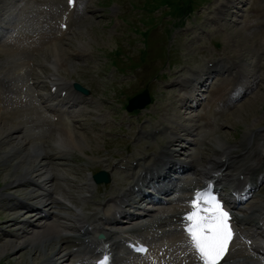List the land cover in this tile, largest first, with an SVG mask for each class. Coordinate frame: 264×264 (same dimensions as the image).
<instances>
[{
    "label": "rangeland",
    "instance_id": "obj_1",
    "mask_svg": "<svg viewBox=\"0 0 264 264\" xmlns=\"http://www.w3.org/2000/svg\"><path fill=\"white\" fill-rule=\"evenodd\" d=\"M0 1V41L16 37L17 34L27 35L26 37L38 35L41 26L37 24L39 19L32 16L35 8L33 9L29 0ZM6 1L8 2L6 3ZM225 1L227 0H80V8L74 14L70 23L71 29L68 30L63 38H59L60 40L55 42L60 43L61 41V44L58 45L61 52H69V59L63 60V67L57 72V75L65 81L79 83L91 91L92 96L90 97L93 99L92 105L86 104L84 106L85 104L81 103L70 111L68 108H61V119L64 123L72 124L73 120H81V123L77 124V128L76 126L74 128L76 129L75 133L79 137L84 138V140L79 142L77 149L72 152L74 161H67L68 166L61 169L60 172H54V174L62 175L67 179V181L59 185L70 190L69 193L75 200L78 201L79 198L88 196L85 191V184L89 183L88 178L93 173L101 169L111 172L113 178L117 179L116 176L119 175L122 180L118 179L117 182H119V185L124 184L123 177L125 175L120 174L119 168L114 170L112 166L114 164L117 165V162L121 161L118 159L134 155L136 157L146 156V162L148 163L152 161L153 153L158 150L157 145L161 143V148L167 143L171 135L169 136L166 132L161 137L160 142L158 140L152 141V139H150L152 142L149 139L140 140L141 136H138V132L147 125L153 124L154 126L152 127L160 128L161 125L165 124L167 128H173L175 132H180V136H182L185 135V133L181 134L182 126L193 127L197 124L201 127L196 131L197 133L199 132L198 137L210 135L209 138L210 140L213 139V145L219 144V140L215 137L216 131L222 132L220 135L231 143L241 144L242 141H245V137L250 132V129H264V53H262V51L264 52V0H236L235 5H229L228 8L220 13L221 3ZM60 2L63 4V0ZM38 10L40 9L38 8ZM81 16L82 18H80ZM8 49V47L2 46V42H0V53H2L0 64L7 63L6 66H8L6 67L8 70L3 75L6 76L7 80L9 79V82L11 80V84L15 88V94L9 93L8 95L7 92L6 97L7 99L24 98L30 103L33 102L32 104L29 103V105L24 103L23 106L19 107V109H22L21 112L25 111L26 113H24L27 115L19 116L13 113V115H9L8 117L14 121H8L7 124V126H14L17 123L26 127L24 132L27 136L30 135L29 139H31V142L27 145L26 150L32 155H30V158H33L26 159L23 166L28 167L29 164L32 165V161H35L37 152L39 150L40 153L43 151L39 144H42L45 140L44 138L47 137L44 135H48L46 133L47 127L31 128L28 125L30 117L33 118L34 116L33 120L39 118L38 120L42 122L51 121V114L43 109L45 106H41V102L43 101L41 100V96L50 95L48 88L50 74L47 69L49 64L47 61L51 59V56H47L48 52L45 56L48 59L47 61L39 58L38 61L40 62L41 60V62H36V64L38 63L42 67L37 64L36 67L30 69L26 65L29 63L26 56L23 54H16L17 56L15 54L11 55ZM80 50L84 52L86 59L80 58V55H78ZM237 56L243 58V62L241 61V72L249 78L250 83L253 84L256 79H260V82L253 88L254 91L251 90V92H247V95L241 96L233 106L222 107L221 110L224 109L223 113L222 111L215 113L217 116L214 117L213 121L215 125H212L213 128L204 127L202 126L204 122L200 117L204 113V107L208 105V91L216 85L213 84L216 80L212 77L213 81L206 82L207 88H200L202 89L200 92V104L202 106L200 105L197 108L198 110L194 111L184 108L189 105L187 99H184L185 102L187 101L186 104L182 105L180 104V96H178L179 101L177 103V98L171 90L177 91L176 94H178L179 87L175 86L176 89L175 87L171 88L172 83L174 80L189 77L190 72L195 74L196 71H203L209 57L215 59L227 58L229 59L227 61H235ZM16 63H20V65ZM17 66L19 67L14 68ZM32 73L36 75L35 77L38 82H43L38 84L37 88H34L32 85L34 82V75H30ZM145 89L149 90L152 97V103L146 107L147 110L145 108L140 111L127 112L125 106L128 99ZM49 101L51 102V100ZM195 105L199 106V102L197 101ZM34 108L37 111H33ZM7 109L9 107L5 108V110ZM82 110L84 111L83 116H81ZM35 112L39 113L33 114ZM28 114L31 115L29 116ZM190 119L194 121L191 122ZM262 133L264 135V132ZM186 138L187 136H184V139ZM188 138L190 142H194L190 137ZM204 140L206 139L204 138ZM185 142L183 145L187 148H184L178 157L183 160L186 159L190 151H196L193 145L192 147L190 146L189 141ZM49 144H53V141H48ZM15 145L16 143L4 144L3 147H0V163L2 158L7 156L8 153L16 152L17 145ZM150 146H152L151 150ZM202 147L207 148L205 145ZM189 149H195V151H185ZM161 151L163 150L161 149ZM16 156H19L21 159L24 157V153L20 152ZM113 156L118 157L116 159ZM149 157L151 158L150 160L148 159ZM103 159L106 162L109 161L112 165L110 167V164L106 163L104 166L100 165L99 161H103ZM200 160L201 157L197 159V162L205 164V157L204 162ZM139 163L142 162L140 161ZM8 171L12 170L9 169ZM6 174H1L0 172V195L3 193L13 198L5 203L0 201V235H2L3 239L5 238V241H0V264H10L9 258L6 259L8 249H4V246L13 240L9 233H17L19 227L20 229L24 228L30 222L36 227L38 226L33 235L27 236L28 238L26 237L27 240L32 239L36 244L44 240V238L46 239L47 235L43 232L44 229L42 228L46 224L55 226L57 233L67 232L59 230L55 224L58 220V213L53 218L55 221L51 220L52 222H47L43 219L31 221L32 219L27 217L24 220V225L21 224L18 228H14V222L20 220L22 218L21 214L25 211L9 208L5 211L4 209L13 204L11 201L27 202L29 192L40 193V191L34 187H19L5 192L8 177V174ZM175 176L187 179L188 177H192V173L189 174L188 172L187 174H177ZM36 181L40 185L43 179L37 178ZM110 183L107 185L108 189L112 188V180ZM178 183H182V181L180 180ZM90 185L91 188L89 190L94 192V185ZM120 188L123 189L124 187ZM103 193L104 188L102 186L95 193L97 196L96 200L100 203L106 201V198L102 196ZM179 194L183 197L186 192L182 191ZM133 196L137 197V195ZM172 196L173 193H170L164 197L171 198ZM253 201H249L244 207H247L250 203H254ZM64 202L72 208V210L63 211L64 214H68L69 216H73L74 213H79L78 211L81 210L85 215H89L92 210L100 208L98 205L92 206V202H86L92 207V210H86L90 208L84 202L74 205L67 200ZM64 202L62 201L61 204ZM111 205L113 206V204L109 203L107 207H112ZM143 205L145 206V204ZM165 206L173 208L175 205L172 203ZM165 206L160 207L165 208ZM148 207L149 209L152 208L154 215H157V212L160 210L158 205H149ZM128 210L131 209L128 208ZM45 212H48V210L41 209L38 213L41 215ZM96 212L94 211V213ZM94 213L92 212L91 214L93 215ZM61 223L62 225L66 223L68 225L72 224L66 221H62ZM155 232L157 230H150L146 234H141V237L144 238L143 235H145V240L155 249H170L167 247H171L172 245L166 244L167 238L157 236ZM19 233L22 234L23 231ZM73 233L75 232L71 234ZM168 236H170L168 239L172 240L169 239V242H173L177 240L178 234L175 231H170ZM132 237L135 238V236ZM149 237H152L151 240H149ZM26 239L21 240V242L24 243L27 241ZM21 242L19 241V243ZM115 252L117 254L120 253V248ZM240 252L234 251L230 255L231 263L229 264H243L251 259L244 251L240 250ZM239 254H241V257ZM65 264L73 263L69 261Z\"/></svg>",
    "mask_w": 264,
    "mask_h": 264
},
{
    "label": "bare ground",
    "instance_id": "obj_2",
    "mask_svg": "<svg viewBox=\"0 0 264 264\" xmlns=\"http://www.w3.org/2000/svg\"><path fill=\"white\" fill-rule=\"evenodd\" d=\"M29 1L32 4L31 6H33V9L35 8V11L33 12L32 16L39 19V22L36 23L41 26L42 30L39 29L38 35L32 37H26L27 35L24 36L23 34H17L16 37H6V40H3V38H5L3 37L2 40L4 42H0H2V46L9 48L8 50L10 51L11 55L15 54V56H17L18 54H23L24 56H26L29 60V63H27L26 65H28L27 67L30 69L37 66L38 63L36 64V62L39 58H42L43 60L47 61L48 59H46L45 56L49 52L47 56H51V59L47 61V63H49L47 69L50 74L48 81L49 83H51L50 88L53 86L55 87L56 91L51 95V99L49 97H42L44 101L41 103L43 106H45V110L47 112L51 113L53 117H56V121L49 120L42 122L38 120L39 118L37 120H33L34 116L33 118L30 117L32 120H29L28 125L33 129H38L41 126L47 127L46 133H48V135H44L47 137L44 138L45 140L42 142V144H39V146L41 145L43 151H41V153L40 150L39 152L36 151L37 157L35 156V161H32V165L29 164L28 167H23L24 163L26 162L25 160L29 159L31 155L30 152L26 150L27 145H29L31 142V139H29L30 135L27 136L24 132L26 127H23L17 123L14 126H7V124L8 121L13 120L8 117L9 115H13V113H16V115L19 116L27 115L25 114V111V113L21 112L22 109H19V107L23 106L24 103H27L29 105L30 102L26 101L24 98L15 97L16 99H7V92L8 95L9 93L15 94V88L13 84H11V80L9 82V79L7 80V78H5L6 76L3 75L4 72L8 70V68L6 69V67H8L6 66L7 63H1L0 144H2L0 145V147H3L4 144L16 143L17 145V150H15L16 152H11L12 154L8 153L7 156L2 158V161L0 163L1 174H8L5 192L17 189L19 187H34L38 188V191H40V193H29L27 196V202H23L21 200V202L11 201L13 204L9 205L4 210L6 211L7 208H9L13 210H22L23 212L25 211L23 214H21L22 218L20 220H16L15 222L13 221L14 228H18L21 224L24 225V220L27 217H30V219H32L31 221H33L34 219H36L37 221L43 219L48 222L54 220V216L58 213V220L55 224L57 225L59 230H65L67 232L65 234L62 232H58V234L55 226L46 224L42 228L44 229L43 232L46 233L47 237L45 239L44 235V240L36 244L32 241V239H30L31 241L29 239L27 240L26 237L33 235V232L38 228V226L36 227L30 222L24 228L20 229L19 227L17 229V233H9L11 234L10 237H12L13 240L9 241L7 244H5L6 246H4V249H8L6 259L9 258V263L65 264L69 261H72L73 264H89L87 256L95 257L96 260H98L100 257V255H97V251L102 249V247L96 246L97 241L96 239H94V234L102 233L105 238L103 246L109 247V254L111 255V257H113L111 264H121L123 262L127 263V261L130 264L131 261L128 258L116 255L115 250L123 246L124 243L131 241L129 240V237L135 234H137V236H142L141 234H146L150 230H157V232H155V235L167 238L166 244H171L172 246L167 247L170 249L159 248L158 251L150 249L149 256L147 258H151V261L148 264H154L152 261L155 258L159 259L158 264H166L165 261H168L167 264H198L195 259V256L187 248L180 231V216L185 210V205L182 203V199L177 192L183 191L190 193L197 188H202L203 182L211 184L212 189H214L216 192H225L224 195L228 194L229 191H232L234 193V196L236 197V202L233 204V211L239 210L244 213L241 216L235 214V223L240 227L246 226L247 235L258 233V230L262 228L261 224L264 220V135L262 133L264 132L263 128L250 129V132L245 137V141H242L241 144L231 143L229 140L225 139V137L220 135V133L222 132L216 131L215 137L217 138V140H219V144H215V146L212 144L214 143L213 139L210 140L209 138L210 135L198 137L199 132L197 133L196 131L201 128L200 125H194L195 130L194 126H182L181 134L185 133V135L180 136V132H175L173 128H167L165 124L161 125L160 128L152 127L154 125L150 124L146 127H143V129L138 132V136H141V138L149 139L150 142L153 141H151L150 139L156 138L158 142H160L161 137L164 136L167 132L169 136L171 135L170 139L167 140V143L165 145H163L165 146L164 148L163 146L160 148L161 143L157 145L158 150L153 153V159L150 163L146 162V157L137 158L134 155H131L124 159H118L121 160L119 164L123 165L121 163H125L127 171H130L131 173L126 174L120 172V174L125 175L124 177L122 176L124 180V184L122 185H119V182H117L118 179L122 180V178H120L118 174V176H116L117 179L115 177L113 178L112 175L110 176L113 185H111L112 188L109 189L107 185L103 186L104 193L102 196L106 198V201L104 203H100L96 200L97 196L95 193L100 190L99 185L95 184V190L94 192H91L89 190V188H91L90 185L85 184V191L88 196L86 195L82 198H79L78 201L75 200L72 195H70V190H67L66 188H63L59 185L64 181H67V179L64 178L62 175L54 174V172H60L61 169L68 166L67 161H74V158L72 157V152L77 149L79 142L81 140H84L83 137H79V135L75 133L76 129L74 128L75 126L77 128V124H80L81 120H73L72 124L64 123L61 119L62 110L60 109H63L65 107L66 109L68 108V110L70 111L72 108H75L78 104L83 103L85 104L84 106H86V104L92 105L93 103L92 98L83 97L77 93H72L71 86L73 83L71 81H65L57 75V72L63 67V60L67 58L69 59V52L62 51V53L58 47V45L61 44V41L60 43L55 42L57 40H60V35H62L61 38H63L67 34L68 30L71 29L70 22L72 21L74 14L78 10V0L73 10L68 14L65 13L67 9L62 4V2H60L61 0ZM235 1L236 0H227L224 3H221L219 12L222 13L223 10L228 8V6L231 4L235 5ZM7 2L8 1H6V3ZM6 8L8 9V7ZM38 8L40 10H38ZM80 12L82 13V11ZM63 18L66 19L65 31H62L60 28V24L63 23L61 22ZM80 18H82V16ZM262 53L264 52L262 51ZM1 54L2 53H0V57ZM5 55H7V53H5ZM78 55H80L81 59H86L84 56L85 54L82 50H80V53L78 52ZM227 60L229 59L210 58L206 61V65L203 71H196L195 74H192L190 72L189 77H184L180 80H174L172 83L171 88H174L176 86L180 89V91H178V94H176L177 92H174L173 89L171 90L173 91L172 93H174L173 95H175L176 98L180 96V104L185 105L188 101L189 105L184 108H188L189 111H194L198 110L197 108L201 105L200 92L202 89L200 88H207V81H213L214 79L216 80V82L213 83L214 85H216L213 86L212 84L213 87H211L208 91V105L204 107L205 109L203 111L204 113H202V116L199 115L201 116L200 119H202L204 122V125H202L204 127H212V125L214 124V117L217 116L215 115V113H220L221 111L223 113L224 109L221 110V106H231L236 102L238 98H240L244 94L247 95V92H251V90H253V88L257 86L260 82V79H256L253 84H251L249 78L241 72V61L243 60L242 57L240 58V56H237V59L235 61ZM17 65H20V63ZM18 67L19 66L14 68ZM205 69H207L206 72H204ZM30 75H34V82L32 83L34 88H37L38 84L43 83L41 81H37V78L35 77L36 75L34 73ZM62 92L65 93L63 97L61 96ZM48 99H50L51 101H56V104H51L52 102H50ZM184 99H187V101L185 102ZM176 101L178 103L179 99L177 98ZM197 101L199 102V106L195 105ZM7 107H9V109L5 110V108ZM33 111L37 110L34 108ZM36 113L39 112H35L33 114ZM83 113L84 111L81 113V116H83ZM184 113L186 114L185 110ZM28 115L30 116L31 114ZM197 118L199 119V117ZM193 121L194 120L192 119L191 122ZM184 136H187V138L184 139ZM188 137H190V139H192V141L194 142H190ZM204 138L206 140L203 141ZM48 141H53V144L48 145ZM185 141H189L191 144L189 145L191 147L193 145L196 151L195 149L185 150H193L195 152H188L189 154H187L186 159L183 160L178 157L180 156L181 151L184 150V148H187L183 145ZM204 145L207 148L202 147ZM151 148L152 146H150V150ZM161 149L163 151H161ZM20 152L24 153V157H22L23 159H20L19 156H16ZM113 157L117 159L118 156ZM200 157L203 162L205 157V164H200V162H197V159ZM148 159L150 160L151 158L149 157ZM140 161L142 163H139ZM105 163L110 164L109 161L106 162V160L103 159L100 165L104 166ZM112 166L113 168L117 167V165ZM9 169H11L12 171H8ZM175 172H181V174H187L189 172V174L192 173L193 176L192 178L188 177L184 180L180 179L183 183L182 184L178 183L180 182V180L175 181L173 176H171V174ZM37 178L43 179L40 185H38V182L36 181ZM247 181L248 183L246 184ZM164 182H166V184H164ZM120 187L124 188L121 189ZM150 189L155 193H160L161 195H166L170 193L177 194L171 201L177 202L176 207H170V209L168 206H165L166 204H168L167 202L170 201L166 199V203H163L165 201H161L160 199L164 198L162 196H159L160 198H157L155 200L152 199V194L149 192ZM133 195H137V197ZM94 197L96 198L94 199ZM12 198V196H7L3 193L0 195V201H3L4 203L9 200H12ZM62 199H66L73 205L80 204V202H92V206L98 205V207L100 208H93L94 210H92V207L86 203L88 208H90L86 210H92L93 213L94 211L97 212L93 215L91 214L92 212L89 213V215H85L84 213H82L81 210L78 211L79 213L76 212L73 216H69L68 214H64L63 211H69L72 210V208L65 202L61 204ZM251 200H254V203L248 204L246 209L241 208L243 205H245ZM109 203L113 204L114 207H107ZM142 203L145 204L144 207L146 208H144L139 213L140 215H133L128 210V208H135L136 210H139L141 209V206L139 205H142ZM29 204L30 206H28ZM149 205H158L159 207L165 206V208L160 207L159 212H157L158 214L154 215V211L151 207V209H149ZM41 209H46L48 210V212L39 215L38 212H40ZM62 221H66L72 224L68 225L66 223L65 225H62ZM249 230H252V233ZM20 231H23V233L20 234ZM170 231H175L178 234L177 240L173 239L176 241L169 242L170 238L168 239V237L170 236L168 235L170 234ZM68 232L75 233L70 234ZM143 236L145 238V235ZM152 237H154V235H152ZM151 238L149 240H151ZM4 239L2 238V235H0V241L3 242L5 241ZM23 239H26L27 241L22 243L21 240ZM19 241L21 243H19ZM182 246H184L185 249ZM233 247L236 249L237 252H240V249H242L250 257L251 254L249 252L254 254L257 253V250H253V252L247 250L246 245L242 244L240 241L234 244ZM187 252L190 254L191 258H181V255L187 254ZM239 255L241 257V254ZM229 257L231 256H227L221 264L231 263ZM244 263L250 264L249 261Z\"/></svg>",
    "mask_w": 264,
    "mask_h": 264
},
{
    "label": "snow or ice",
    "instance_id": "obj_3",
    "mask_svg": "<svg viewBox=\"0 0 264 264\" xmlns=\"http://www.w3.org/2000/svg\"><path fill=\"white\" fill-rule=\"evenodd\" d=\"M189 208L190 211L182 217L185 222L183 231L196 259L200 264H221L230 251L235 235L230 212L210 191H197L189 202ZM98 264H109V257L104 256Z\"/></svg>",
    "mask_w": 264,
    "mask_h": 264
},
{
    "label": "water",
    "instance_id": "obj_4",
    "mask_svg": "<svg viewBox=\"0 0 264 264\" xmlns=\"http://www.w3.org/2000/svg\"><path fill=\"white\" fill-rule=\"evenodd\" d=\"M73 87L80 93H82L83 95H88L89 92L81 87L79 84H73ZM149 103V97L146 91H144L142 94L134 97L133 99H131L129 101L128 106L126 107V109L128 111H132L134 109H142L145 107V105H147ZM95 178V182L100 183V182H105L107 183L109 181L107 175L105 173H99L97 175L94 176Z\"/></svg>",
    "mask_w": 264,
    "mask_h": 264
}]
</instances>
